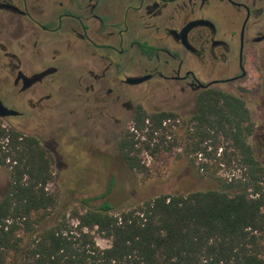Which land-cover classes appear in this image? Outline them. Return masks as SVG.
Returning <instances> with one entry per match:
<instances>
[{"label":"flooded vegetation","instance_id":"af4514ba","mask_svg":"<svg viewBox=\"0 0 264 264\" xmlns=\"http://www.w3.org/2000/svg\"><path fill=\"white\" fill-rule=\"evenodd\" d=\"M260 86L264 0H0V107L16 113L0 131L53 160L68 132L79 153L125 160L139 121L166 113L165 128L189 129L210 89L242 99L255 124Z\"/></svg>","mask_w":264,"mask_h":264},{"label":"trees","instance_id":"16d2710c","mask_svg":"<svg viewBox=\"0 0 264 264\" xmlns=\"http://www.w3.org/2000/svg\"><path fill=\"white\" fill-rule=\"evenodd\" d=\"M245 105L229 92L210 89L189 129L165 128L164 121L174 117L153 114L138 120L139 130L147 131L145 142L130 135L120 146L127 166L143 172L140 155H155L180 134L190 154L221 160L217 166L227 158L229 165L239 164L241 175L219 179L221 188L163 194L119 214L105 195L96 208L85 199L83 210L72 212L75 225L66 220L42 229L58 205L48 189L53 156L35 139L0 131V164L12 159L0 201V264H264V167L248 143L256 127ZM93 232L110 246L100 248Z\"/></svg>","mask_w":264,"mask_h":264},{"label":"rangeland","instance_id":"374dc122","mask_svg":"<svg viewBox=\"0 0 264 264\" xmlns=\"http://www.w3.org/2000/svg\"><path fill=\"white\" fill-rule=\"evenodd\" d=\"M249 97L264 103V88H260V93ZM254 121L256 134L248 139V143L253 146L257 159L264 167V109L254 113ZM146 132L136 133V140L145 142ZM48 135L46 141L49 144L48 139L55 133ZM72 136L74 135L71 132L63 133L58 140L60 157L54 160V180L48 186L49 191L56 196L58 205L39 229L53 224H63L66 220L75 225V221L71 219L72 212L77 209L83 210L85 199H92L91 208L100 206L104 199L108 200L116 207L115 213L119 214L163 194H190L221 188L219 179L229 180L233 176L241 175L239 164L234 161L229 165V158L225 159L226 164L217 166L221 160L210 159L204 153L190 154L180 134L176 139L168 138V143L155 155L149 151L140 155L146 168L143 172L132 171L112 148L110 155H99L98 159H92L87 152L79 153ZM220 142L222 147H227V141L221 139ZM51 144L55 146L56 142L52 141ZM167 146L170 150L164 149ZM139 147L142 146L139 144ZM212 149L213 146L208 152ZM220 154L221 149L217 153V158ZM206 165L209 167L205 168ZM212 174L213 177L209 176ZM9 182V169L0 164V201L8 191ZM104 195L106 198L103 199ZM91 234L100 248L110 246V242L96 232ZM28 240L29 236L26 237V241Z\"/></svg>","mask_w":264,"mask_h":264},{"label":"water","instance_id":"95a60500","mask_svg":"<svg viewBox=\"0 0 264 264\" xmlns=\"http://www.w3.org/2000/svg\"><path fill=\"white\" fill-rule=\"evenodd\" d=\"M0 117H6V116H10V115H14L16 114L14 111H11L3 106L0 107Z\"/></svg>","mask_w":264,"mask_h":264},{"label":"built area","instance_id":"2783aa9c","mask_svg":"<svg viewBox=\"0 0 264 264\" xmlns=\"http://www.w3.org/2000/svg\"><path fill=\"white\" fill-rule=\"evenodd\" d=\"M147 155V154H146ZM148 156V155H147Z\"/></svg>","mask_w":264,"mask_h":264}]
</instances>
